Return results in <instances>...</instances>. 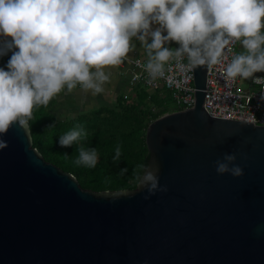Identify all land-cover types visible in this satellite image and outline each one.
<instances>
[{
    "label": "water",
    "instance_id": "water-1",
    "mask_svg": "<svg viewBox=\"0 0 264 264\" xmlns=\"http://www.w3.org/2000/svg\"><path fill=\"white\" fill-rule=\"evenodd\" d=\"M206 70L193 69L192 108L146 129L147 165L166 192L149 196L139 181L133 191L82 190L32 148L29 127H10L0 264H264V126L210 117ZM225 153L242 177L216 173Z\"/></svg>",
    "mask_w": 264,
    "mask_h": 264
},
{
    "label": "clouds",
    "instance_id": "clouds-1",
    "mask_svg": "<svg viewBox=\"0 0 264 264\" xmlns=\"http://www.w3.org/2000/svg\"><path fill=\"white\" fill-rule=\"evenodd\" d=\"M264 0H0V149L12 126L27 130L33 109L47 106L62 90L81 87L93 96L105 92L111 70L120 66L139 41L146 54L144 69L151 80L165 77V64L187 58L184 68L214 66L239 41L243 51L232 56L225 80L237 77L264 81ZM151 41V42H149ZM171 42L179 47L170 48ZM264 100V91L260 93ZM87 136L76 126L59 137L62 148ZM121 155L115 149L114 161ZM235 153L215 161L218 175L242 177ZM76 165L94 168L95 148L78 149ZM137 176L149 196L166 192L158 169L138 165ZM127 168L121 169V174ZM121 195H128L121 193ZM148 199V196H145Z\"/></svg>",
    "mask_w": 264,
    "mask_h": 264
},
{
    "label": "trees",
    "instance_id": "trees-1",
    "mask_svg": "<svg viewBox=\"0 0 264 264\" xmlns=\"http://www.w3.org/2000/svg\"><path fill=\"white\" fill-rule=\"evenodd\" d=\"M11 54L9 52L0 57V67L7 64ZM63 91L46 107L41 105L33 109L32 119L29 120L32 148L46 163L71 174L82 190H135L137 176L143 173V169L137 166L147 165L149 159L145 144L147 127L163 115L181 110L174 105L170 93L163 88L148 92L142 85H137L133 92L119 94L112 107L95 109L59 121L49 111ZM78 125L84 128L87 136L74 142L71 147H60L59 137ZM81 146L97 150L98 163L94 168L74 163ZM117 146L121 149V155L118 161H114ZM124 168H127V172L121 174Z\"/></svg>",
    "mask_w": 264,
    "mask_h": 264
},
{
    "label": "built area",
    "instance_id": "built-area-1",
    "mask_svg": "<svg viewBox=\"0 0 264 264\" xmlns=\"http://www.w3.org/2000/svg\"><path fill=\"white\" fill-rule=\"evenodd\" d=\"M239 41L230 44L220 64L208 67L204 89L203 108L206 113L216 119L237 121L253 126H264V100L260 93L264 91V81L254 83L248 79V87L241 90V77L225 80V70L231 58L237 53ZM146 60L139 58L127 59L120 66L128 72L127 92H133L137 85H142L148 92L163 88L167 90L176 107L187 110L194 105L193 69L183 67L187 58H172L165 64V77L151 80L144 69ZM259 76V75H255ZM264 77V76H259ZM127 94L124 95V99ZM180 110V111H181Z\"/></svg>",
    "mask_w": 264,
    "mask_h": 264
},
{
    "label": "crops",
    "instance_id": "crops-1",
    "mask_svg": "<svg viewBox=\"0 0 264 264\" xmlns=\"http://www.w3.org/2000/svg\"><path fill=\"white\" fill-rule=\"evenodd\" d=\"M262 31H264V29H262ZM133 42L136 44V48L134 51H131L129 53V59L139 58V59L146 60L145 50L140 45L139 41H136L135 38H133ZM149 42H151V41H149ZM171 43L174 44L175 48L178 47V44L176 42H171ZM104 70L106 72L109 70H111L113 72V75L111 77L110 82L105 84V92L104 93L93 96L91 94V91H89L87 93L82 91L81 87L79 85H77V88L74 89L71 93H68L65 89L63 91L62 95L57 100V101H59V103L56 104L54 106V109L52 110L54 112V114L57 113V109L60 106V104L66 105V104L73 103V101H75L74 104H77L78 101H81V102L83 100L88 101V100H91L93 98H95V100H97L99 102L108 104V106L112 107L114 105L116 97L119 94L127 92L128 72L126 71V68H124L122 66H117L114 69H104ZM254 75L264 76V72L255 73Z\"/></svg>",
    "mask_w": 264,
    "mask_h": 264
},
{
    "label": "rangeland",
    "instance_id": "rangeland-1",
    "mask_svg": "<svg viewBox=\"0 0 264 264\" xmlns=\"http://www.w3.org/2000/svg\"><path fill=\"white\" fill-rule=\"evenodd\" d=\"M168 47L175 48L173 43L169 44ZM241 51H243V48L240 45L237 47V53H239ZM247 80L248 79L243 78V80L240 81L241 90L247 89V87H248V81ZM74 102L75 101H73V103L66 104V105L60 104V106L57 109L56 114H54V112L52 111L54 109V107L49 112L57 120L64 121V120L75 118L78 114H81V113L90 112L92 110L99 109V108H107V107L109 108L110 107V106H108V104H105V103H102V102L95 100V98L88 100V101H86V100H83L82 102L78 101L77 104H74ZM58 103H59V101H57L56 104H58ZM69 105L70 106L72 105V106L70 107Z\"/></svg>",
    "mask_w": 264,
    "mask_h": 264
}]
</instances>
